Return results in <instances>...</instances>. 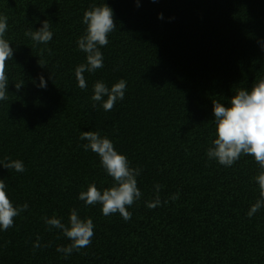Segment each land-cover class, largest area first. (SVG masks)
Wrapping results in <instances>:
<instances>
[{
    "label": "trees",
    "instance_id": "obj_1",
    "mask_svg": "<svg viewBox=\"0 0 264 264\" xmlns=\"http://www.w3.org/2000/svg\"><path fill=\"white\" fill-rule=\"evenodd\" d=\"M104 4L116 29L100 48L104 67L85 72L81 90L83 14ZM0 16L14 50L0 101V180L14 207L28 204L12 228L0 229V264H264V207L247 215L264 170L252 156L224 167L206 154L216 138L213 101L230 107L238 90L264 79V0H0ZM45 20L49 43L25 35ZM121 79L124 99L111 111L92 100L96 82L111 89ZM88 131L142 170L127 222L78 198L91 184L114 186L99 156L82 147ZM14 160L23 173L2 166ZM157 184L161 206L149 209ZM73 209L95 234L65 257L56 249L71 241L43 218L70 227Z\"/></svg>",
    "mask_w": 264,
    "mask_h": 264
},
{
    "label": "clouds",
    "instance_id": "obj_2",
    "mask_svg": "<svg viewBox=\"0 0 264 264\" xmlns=\"http://www.w3.org/2000/svg\"><path fill=\"white\" fill-rule=\"evenodd\" d=\"M152 2L155 3L157 0H152ZM158 18L163 19V15L160 14ZM82 22L86 25V33L78 39L77 45L79 50L87 54V63L81 64L75 69V77L78 87L84 90L87 88V83L83 74L85 72L94 73L97 69L104 67V57L100 48L108 45V36L116 29V23L113 19L112 9L106 4L86 10ZM50 24V21L45 20L39 30L28 29L25 35L31 37L36 43L47 44L53 39ZM7 29V17L0 16V101L8 99L6 62L12 60L14 52L9 42L4 39ZM40 80V86L46 87L43 77ZM22 86L23 83L15 85L17 90ZM125 90L126 81L123 79L115 83L111 89L103 82L98 81L94 85V95L91 98L94 102L103 101V109L111 111L118 100L124 99ZM105 96H107L106 101H104ZM230 105V107H225L224 104L213 101L216 138L212 141L213 147L207 150L208 158L216 160L224 167H231L242 155H248L252 156L264 170V79L254 84L250 90H238L232 97ZM93 107H95V103ZM80 139L87 141L82 145L85 151L90 149L99 156L101 166L107 175L113 178L114 186L101 192L95 184H91L87 191L79 194V200L84 201L86 206L102 205L101 211L106 217L119 213L125 222L129 221L132 213L128 211V208L142 196L136 179L142 170L130 167L127 157L119 154L114 149L112 141L107 137L102 138L99 132H81ZM2 166L6 169H14L18 173L25 171V166L20 160L7 162ZM254 179L259 186L261 198L251 206L247 213L249 218L264 207V171H261ZM160 188L161 185H155L157 195L153 201L146 204L149 209L161 206ZM178 198V193L171 197L173 201ZM163 203L167 204L168 201L165 200ZM27 209V203L20 207L13 206L6 192V184L0 180V229L7 231L12 228L15 218ZM43 219L47 225L60 229L64 236L71 241L68 246L56 249L57 252L64 253L65 257L91 245L95 234L93 221L90 218L81 220L75 209L71 211L69 217L70 227H66L56 217H44ZM39 239L37 237V242L33 245L34 248L40 247Z\"/></svg>",
    "mask_w": 264,
    "mask_h": 264
}]
</instances>
